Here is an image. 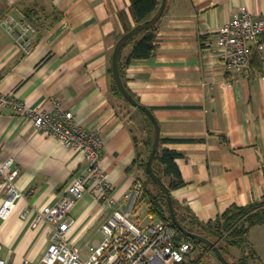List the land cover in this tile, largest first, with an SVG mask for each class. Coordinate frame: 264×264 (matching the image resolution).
<instances>
[{
  "label": "crops",
  "instance_id": "obj_1",
  "mask_svg": "<svg viewBox=\"0 0 264 264\" xmlns=\"http://www.w3.org/2000/svg\"><path fill=\"white\" fill-rule=\"evenodd\" d=\"M27 8L38 11L28 50L4 22L12 14L28 23ZM243 8L262 15L264 0H167L155 54L126 68L128 87L153 110L161 137L184 139L163 145L182 153L177 162L186 185L172 195L203 222L233 204L264 199V36L243 69L227 68L216 47L219 28ZM133 25L130 0H0V94L49 110L60 99L81 126L98 131L105 139L101 164L122 206L136 180L145 182L137 162L149 155L146 118L131 116L137 111L131 104L124 114L112 93L113 50ZM0 144V158L12 156L19 168L23 193L0 221V254L8 264H40L52 229L36 226V217L59 201L86 161L10 106L0 108ZM112 211L88 186L71 210L69 237L81 247L100 241ZM248 239L264 264V224L252 227Z\"/></svg>",
  "mask_w": 264,
  "mask_h": 264
},
{
  "label": "built area",
  "instance_id": "obj_2",
  "mask_svg": "<svg viewBox=\"0 0 264 264\" xmlns=\"http://www.w3.org/2000/svg\"><path fill=\"white\" fill-rule=\"evenodd\" d=\"M10 33L28 50L32 42V24L19 21L10 14L4 20ZM264 36V14L254 16L248 9L235 12L217 31L218 58L227 68H246L253 54V46ZM10 106L16 114L34 118L37 129L58 138L65 147L83 153L86 166L77 173L55 204L46 205L39 211L35 225H50L52 237L40 264H208L204 254L194 241L178 238L173 225L155 214H147V222L141 218L140 199L144 182L136 180L125 194L124 206L118 205L113 196L112 185L101 164L105 139L96 130L81 126L72 110L60 99H55L52 110L30 108L24 101L9 94H0V108ZM1 148V144H0ZM19 168L14 158H0V221L5 220L23 196L16 184ZM88 186L96 199L113 207L100 231L103 238L78 246L69 232L76 220L71 215L75 204L86 193ZM1 228V223H0ZM0 264L8 261L0 254ZM25 264H29L25 262Z\"/></svg>",
  "mask_w": 264,
  "mask_h": 264
},
{
  "label": "trees",
  "instance_id": "obj_3",
  "mask_svg": "<svg viewBox=\"0 0 264 264\" xmlns=\"http://www.w3.org/2000/svg\"><path fill=\"white\" fill-rule=\"evenodd\" d=\"M130 1L131 11L135 24L141 23L151 18L156 13L162 2V0ZM24 15L26 18L25 21L34 26V22L37 19L36 16H38V11L35 8H27L24 11ZM133 26L127 27L126 31L130 30ZM157 31L158 22L150 28L142 30L138 34L134 35L124 45L122 53L120 55V71L124 80V84L139 102V97L136 96L127 85L126 68L134 60L148 59L155 54L158 47ZM121 36H119V38ZM129 44H132V48L130 52L125 55L124 51ZM110 71L113 77V95L128 102V100L119 90L114 80L112 67ZM137 110L144 115L149 126V139L147 141V144L150 154L153 144L154 126L151 119L147 116L146 113H144L140 109ZM180 140L184 139L161 137L159 149L153 160L154 171L168 185L171 193L173 190L186 185V180L184 179L177 162V159L182 156V153L175 149L165 148L163 147V145L166 142H175ZM148 159L149 155L145 159L140 160V162L139 160L137 162L139 166L144 170L146 176L144 182L145 192L143 193L141 199L145 200L148 212L155 214L158 218L170 222L176 229V236L178 238H184L186 240L194 241L199 250H201L202 248L209 249L210 247L207 244L189 237L174 226L172 218L170 216L166 193L157 183L154 182V180L146 171V164ZM151 186L153 188H151ZM173 203L176 216L182 226L190 232L201 234L211 239L212 241L217 242L222 253L230 262H232L233 264H253L258 260L257 253L251 247L248 238L252 227L258 224H264V199L260 201H254L243 206L233 204L216 219L210 220L208 222L199 220L191 212L190 208L179 202L174 196ZM232 248L240 251V256L237 260L234 259L231 255Z\"/></svg>",
  "mask_w": 264,
  "mask_h": 264
},
{
  "label": "water",
  "instance_id": "obj_4",
  "mask_svg": "<svg viewBox=\"0 0 264 264\" xmlns=\"http://www.w3.org/2000/svg\"><path fill=\"white\" fill-rule=\"evenodd\" d=\"M167 0H162L161 5L159 6L156 13L149 19L136 24L133 26L130 30L126 31L122 36L117 40L113 55H112V68H113V76L114 80L119 88V90L122 92L124 97L128 100V102L133 105L135 108L140 109L144 113L147 114V116L151 119L153 126H154V132H153V144L152 149L149 154V159L147 160L146 164V171L151 176V178L154 180L155 183H157L166 193L167 201H168V207L170 211V216L172 218L174 226L182 231L184 234L188 235L189 237L198 240L200 242H203L207 244L217 255L219 261L221 264H233L230 262L225 255L222 253L221 249L218 246L217 242L212 241L211 239L207 238L206 236H203L201 234L193 233L185 229L182 224L179 222L174 208L173 203V196L172 193L168 187V185L163 181V179L156 174V172L153 169V160L154 157L159 149L160 139H161V129L159 121L154 114L153 110L139 102L132 93L127 89V87L124 84V80L121 75L120 71V55L122 53L124 45L127 43V41L133 37L134 35L138 34L142 30L148 29L154 24H156L162 17L164 10L166 8Z\"/></svg>",
  "mask_w": 264,
  "mask_h": 264
},
{
  "label": "rangeland",
  "instance_id": "obj_5",
  "mask_svg": "<svg viewBox=\"0 0 264 264\" xmlns=\"http://www.w3.org/2000/svg\"><path fill=\"white\" fill-rule=\"evenodd\" d=\"M136 25V24H135ZM134 25V26H135ZM119 103V108L122 110V112L124 113V114H129L130 115V113H129V110H131L130 108H131V105H130V103H128V102H126L124 99H122V101H120V102H118ZM140 111H135V113H132L131 114V116L133 115V116H136V115H140L141 116V112L139 113ZM151 188H153L152 186H151ZM139 211V213H141V218L145 221V222H147L148 220H147V214H148V210H147V204H142L141 206H140V209L138 210ZM254 239H257V236L256 235H254ZM252 242H254V240H252ZM202 250V254H204L208 249H201ZM231 255H232V257L234 258V259H238L239 258V256H240V251L239 250H237V249H235V248H232L231 249ZM204 261L206 262V263H208V264H221L220 263V261H219V259H218V257H217V255L215 254V252L213 251V250H211L210 251V253H208L207 254V256L204 258ZM253 264H263L259 259L255 262V263H253Z\"/></svg>",
  "mask_w": 264,
  "mask_h": 264
}]
</instances>
